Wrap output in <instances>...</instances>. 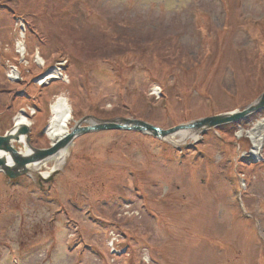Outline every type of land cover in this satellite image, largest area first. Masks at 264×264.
Here are the masks:
<instances>
[{"label":"rangeland","instance_id":"obj_1","mask_svg":"<svg viewBox=\"0 0 264 264\" xmlns=\"http://www.w3.org/2000/svg\"><path fill=\"white\" fill-rule=\"evenodd\" d=\"M22 27L43 57L25 65L45 69L11 85L0 66V135L29 106L30 145L48 149L60 95L70 130L233 119L180 146L137 131L79 135L49 182L0 172V264H264V141L255 161L235 136L264 93V0H0L6 60ZM64 63L68 84L34 85ZM114 239L124 255L111 252Z\"/></svg>","mask_w":264,"mask_h":264},{"label":"bare ground","instance_id":"obj_2","mask_svg":"<svg viewBox=\"0 0 264 264\" xmlns=\"http://www.w3.org/2000/svg\"><path fill=\"white\" fill-rule=\"evenodd\" d=\"M53 74L54 73H51V75ZM51 75L45 80L46 82L53 78V76ZM11 78L15 79V76L12 75ZM157 93L160 95L159 92ZM260 99L258 102H260ZM258 105L259 103H255L250 108L251 111H248L241 118L242 122L248 120V122H245V124L248 123L244 126L246 127V129H244L245 132L243 131V127L240 125L235 134L237 138L246 137L248 139V153L249 156L255 161H259L262 157V144L264 141V117L250 124V122H252L250 119L259 111L255 109H260ZM49 109L50 116L48 118L47 126L45 129V136L50 141L51 147H59L58 151L54 155L30 162L22 167H17L8 152L0 151V160H3L4 162V166L1 168L0 171H11L16 174L37 173L41 176V178L48 179L53 171L63 167L64 162L68 156V148L65 146L61 147L60 145L71 134V130L69 128V123L72 121V113L70 111L71 107H69L65 97L63 95H60L54 98ZM24 113H26V111H24ZM232 115L233 113L226 114L225 119H231ZM14 123L16 124L15 127L12 128L7 134L9 143L14 147L16 144L20 145L18 153L21 158H33L37 152L34 150V148L30 146V139L28 135L21 133L22 128L30 129L29 120L26 119L25 116L20 113ZM204 128L205 126L201 128L179 130L171 135L163 137V139L173 145H184L187 141H197L199 139L200 133L203 131ZM151 135L159 137L156 133H151ZM48 162H53V166L47 172H42V168L47 167Z\"/></svg>","mask_w":264,"mask_h":264},{"label":"water","instance_id":"obj_3","mask_svg":"<svg viewBox=\"0 0 264 264\" xmlns=\"http://www.w3.org/2000/svg\"><path fill=\"white\" fill-rule=\"evenodd\" d=\"M258 106L260 107V109H255V110L258 111V110L263 109V107H264V94L262 95ZM249 111H251V110H249ZM247 112H245L244 115ZM238 117L239 116H236L235 118H238ZM229 120H231V119H229ZM229 120H226L225 118L220 119L219 117H213V118H208V119L198 121L195 123H191L189 125L178 126L176 128L170 129L168 131H163L161 129H158L156 127H153L147 123L140 122V121L122 120L121 123L105 122V123L96 124V125H93L90 127H85V128H79L78 127V128H76L75 130L72 131V133L67 137V139L60 146L61 147L66 146L75 136H77L79 134H84V133H88V132H92V131H104V130H107V131H110V130L129 131V130H132V131H138V132L156 133L157 135L159 133L161 136H167V135L173 134L179 130L201 128L203 126L213 127L217 124H220L221 121H229ZM27 132H28L27 129H25V128L21 129L22 134H26ZM58 149H59V147H52L49 150L38 151L37 154L33 158L24 159V158H21L19 156V154L17 153V151H15L14 148L9 145V139L7 136L6 137H0V151L8 152L11 155V157H12L13 161L15 162V164L17 165V167H22V166H24L30 162L40 160L44 157L54 155L58 151ZM3 166H4L3 160H0V168ZM6 172L10 178L15 177V174L13 172H11V171H6Z\"/></svg>","mask_w":264,"mask_h":264}]
</instances>
